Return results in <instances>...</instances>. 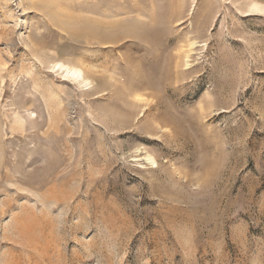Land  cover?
I'll list each match as a JSON object with an SVG mask.
<instances>
[{"label":"rangeland","instance_id":"374dc122","mask_svg":"<svg viewBox=\"0 0 264 264\" xmlns=\"http://www.w3.org/2000/svg\"><path fill=\"white\" fill-rule=\"evenodd\" d=\"M254 1L0 0V264H264Z\"/></svg>","mask_w":264,"mask_h":264},{"label":"bare ground","instance_id":"6f19581e","mask_svg":"<svg viewBox=\"0 0 264 264\" xmlns=\"http://www.w3.org/2000/svg\"><path fill=\"white\" fill-rule=\"evenodd\" d=\"M249 8L250 11L253 12H263L264 4L254 1L250 4ZM54 67H58L59 70H62V72L67 78L75 80L79 84H85V85L89 84V79L85 76L84 69L81 66L74 64H67L65 62H57L54 64Z\"/></svg>","mask_w":264,"mask_h":264}]
</instances>
